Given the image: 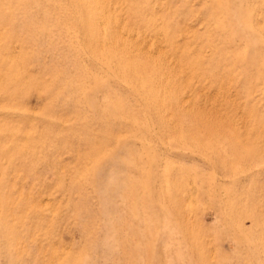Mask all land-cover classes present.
<instances>
[{"label":"rangeland","instance_id":"1","mask_svg":"<svg viewBox=\"0 0 264 264\" xmlns=\"http://www.w3.org/2000/svg\"><path fill=\"white\" fill-rule=\"evenodd\" d=\"M0 264H264V0H0Z\"/></svg>","mask_w":264,"mask_h":264}]
</instances>
